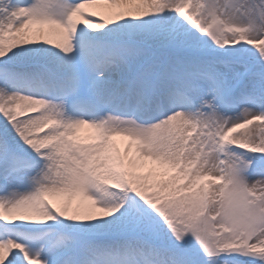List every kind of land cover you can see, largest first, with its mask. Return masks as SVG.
<instances>
[{"label":"snow or ice","instance_id":"obj_1","mask_svg":"<svg viewBox=\"0 0 264 264\" xmlns=\"http://www.w3.org/2000/svg\"><path fill=\"white\" fill-rule=\"evenodd\" d=\"M0 264H264V0H0Z\"/></svg>","mask_w":264,"mask_h":264},{"label":"bare ground","instance_id":"obj_2","mask_svg":"<svg viewBox=\"0 0 264 264\" xmlns=\"http://www.w3.org/2000/svg\"><path fill=\"white\" fill-rule=\"evenodd\" d=\"M85 131H88V135H87V139H89L92 135V132L90 129H88L87 127L85 128H82L79 132H85ZM119 140L116 141V145L118 147V149H122V150H126L127 148V145H128V141L124 138H121V137H117ZM115 138V139H117ZM56 200L57 203H59V200L57 198H54Z\"/></svg>","mask_w":264,"mask_h":264},{"label":"rangeland","instance_id":"obj_3","mask_svg":"<svg viewBox=\"0 0 264 264\" xmlns=\"http://www.w3.org/2000/svg\"><path fill=\"white\" fill-rule=\"evenodd\" d=\"M241 131H245V130H241ZM88 131H85V132H79L78 135L79 137L81 138V140L85 141V142H90L89 139H87V134ZM57 199L59 200V203H61L63 201V198L62 197H57Z\"/></svg>","mask_w":264,"mask_h":264}]
</instances>
